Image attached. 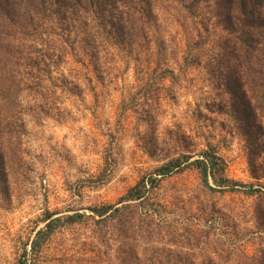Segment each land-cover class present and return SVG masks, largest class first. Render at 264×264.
I'll list each match as a JSON object with an SVG mask.
<instances>
[{"label": "rangeland", "instance_id": "obj_1", "mask_svg": "<svg viewBox=\"0 0 264 264\" xmlns=\"http://www.w3.org/2000/svg\"><path fill=\"white\" fill-rule=\"evenodd\" d=\"M119 1L86 13L67 0L49 32L10 33L0 264H264V187L212 190L192 165L157 172L211 143L229 178L257 184L246 139L214 107L213 68L184 56L193 13L177 0L118 13Z\"/></svg>", "mask_w": 264, "mask_h": 264}, {"label": "trees", "instance_id": "obj_2", "mask_svg": "<svg viewBox=\"0 0 264 264\" xmlns=\"http://www.w3.org/2000/svg\"><path fill=\"white\" fill-rule=\"evenodd\" d=\"M67 0H0V91L8 74L16 73V38L18 31H32L39 35L55 25V14L70 6ZM87 13L97 0H75ZM161 0H120L118 13H155ZM177 13L184 15L182 33L197 46L184 51L192 54L199 66L209 61L215 76L218 94L214 107L229 114L236 128L247 141L251 176L256 183L244 184L226 175V163L209 143L201 157L191 161L182 155L158 169L165 176L192 165L198 168L205 186L212 190L235 191L239 188L250 194L262 192L264 187V0H177ZM207 2V7L203 3ZM118 3V2H117ZM121 6V7H120ZM97 8V7H96ZM208 8V17L204 15ZM102 10V6L98 7ZM97 11V10H96ZM57 12V13H56ZM98 13V11L96 12ZM61 17V16H60ZM62 18V17H61ZM10 36V38H9ZM9 45L12 50L9 49ZM7 52H10L9 55ZM186 57V59H187ZM14 76V75H12ZM6 90V89H5ZM211 180L215 186L211 184ZM260 183V184H258ZM139 197V189L130 191Z\"/></svg>", "mask_w": 264, "mask_h": 264}]
</instances>
